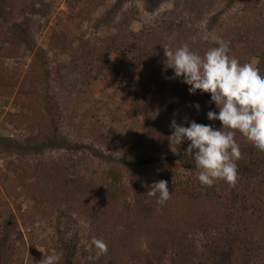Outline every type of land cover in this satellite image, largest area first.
I'll use <instances>...</instances> for the list:
<instances>
[{"label": "trees", "instance_id": "trees-1", "mask_svg": "<svg viewBox=\"0 0 264 264\" xmlns=\"http://www.w3.org/2000/svg\"><path fill=\"white\" fill-rule=\"evenodd\" d=\"M87 1L71 0L69 7L77 10L79 6L77 14L88 8L95 13L107 0ZM116 4L120 11L122 0ZM216 4L217 0H173L169 10L141 23L136 32L130 28L137 21L134 10L126 9L118 14L112 34L79 39L76 50L71 49L70 60L58 62L52 70L65 114L68 110L64 105H69L82 78L77 71L86 69L87 81L102 80L106 98H111L106 89L121 95L129 107L124 116L141 118L144 124L133 142L124 146L106 136L101 122L79 121L70 111L67 118L57 115L58 126L71 121V128H66L70 139L56 126L52 129L55 136L42 132L16 142L40 158L9 162L7 171L13 176V187L9 184L5 193L14 200L29 202L33 220L37 216L56 227L58 238L52 245L38 241L45 257L59 254V264H214L212 261L225 253L235 263L264 264V152L237 132L241 158L235 161L236 186L218 180L207 187L199 182L198 169L185 153L190 142L176 145L173 153L168 140L174 111L186 114L187 126L195 120L215 130L221 122L207 119L208 111L219 112L210 94L200 90L190 94L182 78L168 79L173 70L165 66L163 45L176 48L187 42L192 51L203 56L222 38L229 42L230 57L239 51L241 64L251 63L264 75V8L248 9L229 19L216 28V38L211 41L201 38L199 24ZM2 5L0 10L8 15L10 29H14L18 17L25 15L34 1L5 0ZM108 13L105 8L100 17L93 14L89 22L99 23ZM110 55L114 58L109 59ZM42 65L31 83L22 81L19 85L15 102H20L22 111L29 109L28 102L37 105L46 99L48 73ZM129 66L135 73L131 87L130 83L119 84L121 71ZM172 93L176 101L159 114L157 102ZM48 146H54L58 154L42 157ZM159 180L168 182L171 193L162 206L147 194ZM7 204L0 196V209ZM14 227L17 222L10 216L0 228V258L5 264L13 263L24 249L23 241L17 245L12 238ZM65 231L72 236L66 239ZM93 237L106 243V254L97 255L91 245ZM43 257L32 256L31 264H39Z\"/></svg>", "mask_w": 264, "mask_h": 264}, {"label": "rangeland", "instance_id": "rangeland-1", "mask_svg": "<svg viewBox=\"0 0 264 264\" xmlns=\"http://www.w3.org/2000/svg\"><path fill=\"white\" fill-rule=\"evenodd\" d=\"M31 1L25 0L27 3ZM33 1L34 5L31 9L22 17H18L14 29H10V23L7 20L8 15H3L0 10V196L4 197L8 203L5 205L6 207L1 206L0 209V228L8 217L14 216L17 227H14L12 238L17 245L22 241L24 242L22 254L10 264H31L32 256L42 258L45 254L43 247L38 245L39 240L47 241L50 246L58 238L54 225L48 224L47 221H40L37 216L33 220L32 213L28 212L29 202L22 198L14 200L12 195L9 197L5 193L13 178L7 171L8 163L11 161L28 162L40 158L15 145L16 142L22 141L24 137L28 140L30 134L37 136L43 132V134L50 133L52 136L54 131L52 129L58 126L57 115L61 113L63 118H67L70 111L77 114L79 121L96 120L101 122L106 128V136L112 138L115 144L124 146H129L133 142L134 137L140 132V128L144 124L141 118L131 119L124 116L123 112L128 111L129 107L121 95L106 89L107 94L111 96V98H106V93L103 90L105 84L102 80L87 81L89 71L86 69H78L77 71L82 78L78 79L79 84L71 95L69 105L67 102L64 105L68 110L65 114L61 107L63 103L57 94L56 83L53 81L52 70L56 68L58 62L67 63L70 60L71 49L76 50L79 39H100L112 34V26L117 21L118 14L126 11V9L134 10L133 14L137 21L135 20L130 28L136 32L141 27V23L154 20L163 11L169 10L173 0H122L120 11L115 9L116 0H107L100 7L101 9L96 10L97 13H93L88 8L79 14H77L79 6L77 10L69 7L71 0ZM81 1L84 2V0ZM89 1L91 0L87 2ZM4 2L5 0H0V8ZM82 6L85 8L86 3ZM260 7L264 8V0H217L215 8L199 24L201 38L215 40L218 26L225 25L229 19L239 16L243 11L248 12V9L252 8L258 10ZM105 8H108L109 13L101 22H89V18L93 14L100 17L99 14ZM7 10V7H3L2 11L7 12ZM65 44H69V46L67 45L68 48L64 47ZM4 50H6V55H4ZM239 53L237 51L232 57H239L241 55ZM112 58L114 56L110 55L109 59ZM251 62L255 63L254 60ZM41 64H44L42 67L48 73L46 99L42 104L37 105L28 102L29 109L26 108L22 111L20 110V102H15L19 85L22 81L31 83L37 77V71ZM133 75H135L133 68L131 66L126 67L121 71L119 84L130 83V87L133 86ZM8 78L10 79L9 83L5 81ZM175 101L173 93L166 94L162 100L157 102L156 110L159 114H163L168 111L167 107ZM173 117L179 121L180 125L187 126L188 119L184 112L174 111ZM70 122L58 126L67 139H70L66 132V128H71ZM57 154L58 151L54 146H48L43 150L42 157ZM10 185L13 187V183ZM22 221H24L25 226ZM42 227H44V231ZM63 236L67 239V236H72V233L65 231ZM2 238L0 230V242L3 240ZM222 254L219 259L212 262L214 264H239L232 262L225 253ZM164 263L167 264V262ZM210 263L211 261H207L203 264ZM0 264H5L1 258Z\"/></svg>", "mask_w": 264, "mask_h": 264}, {"label": "clouds", "instance_id": "clouds-1", "mask_svg": "<svg viewBox=\"0 0 264 264\" xmlns=\"http://www.w3.org/2000/svg\"><path fill=\"white\" fill-rule=\"evenodd\" d=\"M216 45L203 56L192 51L187 42L176 48L163 45L165 66L173 70V76L168 79L182 78L189 86L190 94L197 90L210 94L211 102L219 112L208 111L207 119L221 122V127L214 130L211 125L195 120L185 127L173 119L168 140L173 153L176 145L185 140L190 142L185 153L198 169L201 185L212 187L222 180L235 187V161L241 158L240 146L235 139L237 132L256 150L264 152V75L251 63L241 64L237 58L230 57L229 42L218 38ZM195 108L199 110L200 105L196 104ZM147 194L155 197L160 206L171 198L166 180L154 182ZM91 245L98 256L107 253L103 240L93 237ZM60 258L59 254L44 256L39 264H59Z\"/></svg>", "mask_w": 264, "mask_h": 264}]
</instances>
